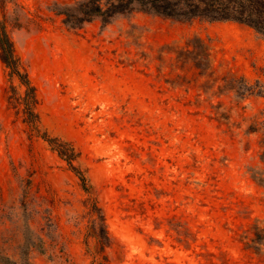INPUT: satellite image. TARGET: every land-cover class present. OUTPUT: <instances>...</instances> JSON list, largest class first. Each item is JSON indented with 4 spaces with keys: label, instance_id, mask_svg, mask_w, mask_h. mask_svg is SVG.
<instances>
[{
    "label": "rangeland",
    "instance_id": "obj_1",
    "mask_svg": "<svg viewBox=\"0 0 264 264\" xmlns=\"http://www.w3.org/2000/svg\"><path fill=\"white\" fill-rule=\"evenodd\" d=\"M70 1L0 0L38 130L0 60V255L93 264L97 212L108 264H264L253 242L255 226L264 232V184L253 179L264 178V98L218 91L220 82L210 96L157 59L199 38L216 77L264 87V39L236 23L142 12L69 30L56 11ZM44 135L74 149L84 187Z\"/></svg>",
    "mask_w": 264,
    "mask_h": 264
},
{
    "label": "trees",
    "instance_id": "obj_2",
    "mask_svg": "<svg viewBox=\"0 0 264 264\" xmlns=\"http://www.w3.org/2000/svg\"><path fill=\"white\" fill-rule=\"evenodd\" d=\"M135 12L154 14L176 21L204 20L236 23L254 30L264 39V0H71L69 5L56 11L62 17L63 26L69 30H80L96 19L103 25H107L117 16ZM157 59L160 68L168 69L177 80L183 78L186 73H191L195 76L196 83H200L198 87L210 96L215 93L213 91L215 84L220 82L222 84L217 87L218 91L234 92L241 98L254 94L264 98V87L259 83L249 86L242 78H236L230 74L216 77L211 66L210 49L199 38L187 40L183 46L174 44L162 47ZM0 60L9 70V76L16 77L25 88L22 112L26 123L38 133L35 125L37 116L32 110L36 101L35 91L26 72L20 71V64L13 55L12 45L3 22H0ZM41 138L78 175L84 187L86 179L73 165L77 157L74 149L57 138H49L45 135ZM259 161L264 167V137L259 142ZM255 175L253 179L259 184H264L263 173L256 172ZM94 210L98 211L93 204L92 212ZM93 220V230L99 251L92 257V263L108 264L101 252L109 240L103 228L102 216L96 212ZM254 229L253 242L258 245L254 246V249L261 252L264 250V232L257 226ZM0 264H11V262L0 255Z\"/></svg>",
    "mask_w": 264,
    "mask_h": 264
}]
</instances>
